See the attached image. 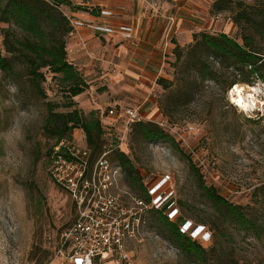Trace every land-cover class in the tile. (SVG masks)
I'll list each match as a JSON object with an SVG mask.
<instances>
[{
  "label": "rangeland",
  "instance_id": "1",
  "mask_svg": "<svg viewBox=\"0 0 264 264\" xmlns=\"http://www.w3.org/2000/svg\"><path fill=\"white\" fill-rule=\"evenodd\" d=\"M199 1L205 5L206 17L197 16L192 21L201 23L200 32L225 33L242 42L230 12L213 14L218 0ZM232 1L264 8V0ZM7 28L0 23L2 36ZM2 40L3 37L0 50H3ZM174 63L173 54L151 83L149 93L138 88L136 92L123 89L109 76L98 82L96 98L94 88V93L83 101L85 110L80 109L89 116L88 106L96 101L103 107L92 112L101 118L114 107L122 113L153 103L159 110L157 116L143 121L157 124L175 138L179 150L163 142L142 141L133 126L127 130L124 117L118 120L115 135L109 141L116 140L117 148L134 162L144 184L162 175L174 178L175 199L183 218L207 226L212 234L207 264H264V231L239 230L226 220V212L215 211L199 186L204 182L231 204L240 206L249 219L264 224V83L258 80L253 85L239 84L247 93L253 86L261 92L259 104L249 113L235 108L229 92L225 94L209 80L200 83L190 96L178 100L176 86L181 81L192 82L194 72L185 67L176 68ZM160 79L175 84L163 89L158 84ZM10 84L14 83L0 72V133L9 129L19 110L33 111L25 118L30 122L24 127L22 142L17 145L13 137L6 146L0 139V264H46L53 259L60 236L74 221L76 213L70 196L52 180L48 171L49 152L55 141L48 139L43 129L45 102L36 100L29 88L22 94H11ZM43 87L48 101L62 102L51 75ZM73 142L79 147L86 145L82 130L74 132ZM108 145L112 148L111 143ZM190 163L202 181L191 171ZM147 222L146 238L129 247L132 258L128 264H200L181 253L157 221L156 214L149 213Z\"/></svg>",
  "mask_w": 264,
  "mask_h": 264
},
{
  "label": "trees",
  "instance_id": "2",
  "mask_svg": "<svg viewBox=\"0 0 264 264\" xmlns=\"http://www.w3.org/2000/svg\"><path fill=\"white\" fill-rule=\"evenodd\" d=\"M74 2L75 0H0V23L8 26L3 30V36L0 34V38L3 37L0 72L18 87V94L29 88L36 100L45 102L47 114L43 129L46 137L55 141L49 158L62 142L73 141L76 130H82L86 145L91 151V164L111 143L112 148L109 149L113 151L109 159L123 168L125 184L138 197L150 201L148 186L144 184L134 162L117 148L116 140L109 141L104 137L103 118L107 113L101 118L96 112L87 116L75 100L86 93L90 85L78 68L68 60V40L74 28L64 9L90 10L74 6ZM213 9V14L223 11L231 13V20L237 27L242 42L225 33L213 35L200 32L194 34L190 45H177L173 51L174 67H185L194 72L192 82L181 81L176 86L178 100L190 96L200 83L207 80L214 82L225 94L239 84L253 85L258 80L264 83V8L244 1L218 0ZM49 75L58 85L61 103L48 101L43 85L47 83ZM158 84L163 89H169L175 83L160 79ZM130 125L142 141L163 142L179 150L176 139L166 134L157 124L141 120ZM190 166L198 181H202L195 166L191 163ZM199 186L215 211L223 214L226 212V220L229 219L239 230L253 233L264 231V224L249 219L240 206L231 204L214 189L205 186L204 182ZM149 213L156 214L157 221L183 255L194 258L200 264L208 263V246L211 243H202L182 233L181 223L185 219L182 215L176 220H170L162 210L154 209Z\"/></svg>",
  "mask_w": 264,
  "mask_h": 264
},
{
  "label": "built area",
  "instance_id": "3",
  "mask_svg": "<svg viewBox=\"0 0 264 264\" xmlns=\"http://www.w3.org/2000/svg\"><path fill=\"white\" fill-rule=\"evenodd\" d=\"M110 16V12H102ZM173 22V19H171ZM74 35L78 28H87L99 34L113 35L116 29L105 24L73 21ZM119 32L125 40H132L134 29L122 26ZM172 32L167 34L165 48L172 45ZM125 118L128 130L134 121L144 120L138 110L128 109L119 115L110 109L103 118L105 138L115 135L120 118ZM164 126L163 123H159ZM193 130V128H190ZM64 150H61V149ZM113 150L104 153L91 164L87 145L62 142L49 158L52 180L70 196L75 208L74 221L62 232L54 257L46 264H128L129 247L147 236V215L151 210H162L170 220L182 214L175 199L176 185L171 175H162L147 184L150 201L138 197L124 182L121 165L109 159ZM181 231L190 237L209 243L212 234L206 226L184 219Z\"/></svg>",
  "mask_w": 264,
  "mask_h": 264
},
{
  "label": "crops",
  "instance_id": "4",
  "mask_svg": "<svg viewBox=\"0 0 264 264\" xmlns=\"http://www.w3.org/2000/svg\"><path fill=\"white\" fill-rule=\"evenodd\" d=\"M74 4L90 11L66 8L65 14L71 20L116 29L113 35H106L78 28L68 40V60L86 78L91 89L76 99L79 108L84 110L85 98L94 93V88L96 98L98 82L109 76L123 89L136 92L138 88L149 93L151 83L168 65L176 46L190 45L194 34L203 30L201 23L193 22L192 18L206 17L205 5L199 0H75ZM103 11L112 15H102ZM122 26L134 29L132 40L124 39L118 30ZM170 31L173 43L166 49ZM94 105L88 106L90 112L103 107L96 101ZM129 109L138 110L143 119L156 117L159 111L153 103ZM126 110L119 115H125Z\"/></svg>",
  "mask_w": 264,
  "mask_h": 264
},
{
  "label": "clouds",
  "instance_id": "5",
  "mask_svg": "<svg viewBox=\"0 0 264 264\" xmlns=\"http://www.w3.org/2000/svg\"><path fill=\"white\" fill-rule=\"evenodd\" d=\"M8 91L11 94L18 93L19 89L16 85L10 84L8 85ZM33 109H21L19 110L18 114L14 116L13 122L9 129H7L5 132L0 133V139H3L5 145L10 144V138L14 137L15 143L18 145L20 142L23 141L24 138V127L27 123H29V120H26V117H30L32 115ZM5 159H8L6 156Z\"/></svg>",
  "mask_w": 264,
  "mask_h": 264
},
{
  "label": "bare ground",
  "instance_id": "6",
  "mask_svg": "<svg viewBox=\"0 0 264 264\" xmlns=\"http://www.w3.org/2000/svg\"><path fill=\"white\" fill-rule=\"evenodd\" d=\"M244 88L239 85H236L234 89H232V91H230L228 94L231 103L234 104L236 108H238L241 112L244 111L249 113L254 111L256 105L259 104L258 96L261 92L256 86L252 87L250 93L245 92Z\"/></svg>",
  "mask_w": 264,
  "mask_h": 264
}]
</instances>
